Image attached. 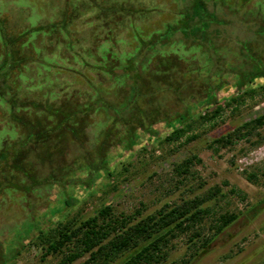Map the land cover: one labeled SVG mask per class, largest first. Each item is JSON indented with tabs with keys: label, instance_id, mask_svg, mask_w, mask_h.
<instances>
[{
	"label": "rangeland",
	"instance_id": "rangeland-1",
	"mask_svg": "<svg viewBox=\"0 0 264 264\" xmlns=\"http://www.w3.org/2000/svg\"><path fill=\"white\" fill-rule=\"evenodd\" d=\"M194 1L0 0L9 39L21 42L24 29L35 31L28 46H11L21 63L3 79L0 73V147L27 134L12 112L43 122L19 146L22 170L0 165V264H123L148 242L131 229L150 216L155 224L160 216L180 223L154 257L125 264H264V120L257 121L264 118V76L241 87L233 81L244 70L240 63L250 65L246 55L264 59V36L254 35L251 24L235 37L201 40L199 46L177 40L175 52L157 53L155 72L149 79L143 73L139 83L143 93H152L138 101L146 111H159L156 132L144 131L136 107L109 124L102 108L85 110L99 96L122 102L130 85L116 81L113 69L135 51L138 34L179 24ZM198 1L219 18L264 17V0ZM220 74L226 78L216 87ZM208 82L215 90L209 105H200L176 131L161 121L167 111H182L181 99L198 96ZM166 83L180 86L174 92ZM62 113L71 115L69 125L76 120V137L58 123ZM134 128L136 142L123 146ZM13 183L21 185L11 188ZM103 206L109 207L104 215ZM232 214L236 222L225 225ZM93 216L102 238L87 249L81 223ZM64 229L72 231L70 240L48 249ZM119 235L130 237L127 246L113 247ZM71 253L78 256L68 259Z\"/></svg>",
	"mask_w": 264,
	"mask_h": 264
},
{
	"label": "trees",
	"instance_id": "trees-1",
	"mask_svg": "<svg viewBox=\"0 0 264 264\" xmlns=\"http://www.w3.org/2000/svg\"><path fill=\"white\" fill-rule=\"evenodd\" d=\"M191 9L188 10V12H185L184 18L179 20V24H167L164 28L163 31H158L157 34L154 35V33L149 34V36H140L138 34V43L135 48V51L133 53H128L123 56V59L126 60V63L118 67L117 69H113L114 74L116 73L115 79L116 81H121L128 86L130 85V90L124 100L122 102H113V101H107V99H104L102 96L96 97L94 99V104L95 106L85 105V110L89 111L90 109H103L104 111H107L109 113V120L107 123H115L120 121L119 118L125 117L123 115L124 111H132L135 110V107L137 110L135 112H139L140 118L142 121H138L139 123H145L144 124V131H147L149 133H154L156 132L155 129H153V124L154 121L156 120L159 114V111H156V109H152L151 111H146L145 107H141L140 104L138 103L139 99L144 95H149L152 92L151 91H146L145 93L142 92L141 87L139 86L140 83V78H142L143 73L147 75L146 77L149 79L150 75L152 72H155V68H151V64H155V56L157 53L161 52L163 54H167L168 52H175V49H172V46L174 43L177 42L181 44L182 39L190 41L191 43H197L200 44L202 41H207V44L210 43V41L214 38H217L219 36H223L227 39V36L231 33L234 35H241L239 31H245L246 28H242L241 26L245 25L247 23L248 25L251 24L253 34L258 35V36H264V17L258 21V22H251V19H255V13L252 17L251 13H248V15H244L243 17L240 16L239 18H234L238 16L232 17L230 14L229 16H220L218 17V14L214 12H209L202 1H194V3L190 7ZM224 15V14H222ZM0 41L4 44L5 47V56L3 57L2 61H0V73L3 75L1 79L7 77V71L9 67H15L21 63L18 59V57L15 54L14 49H12V45L15 47H23V46H28L30 38L33 36V31L32 29H24L23 33L20 35H27V38L24 36L21 38L22 41L19 42V39L11 38L9 39L6 35L5 27H4V21L0 17ZM253 24V25H252ZM229 25H233L232 28H230ZM67 29L64 26V29L62 32L66 33ZM210 34H212V37H210ZM214 36V37H213ZM231 36V35H230ZM200 38V39H198ZM247 39V38H246ZM199 40V41H198ZM202 40V41H201ZM201 41V42H200ZM18 43V44H17ZM204 43V42H203ZM244 40L241 43L240 49L245 50L243 45ZM199 46V45H198ZM246 47V46H245ZM166 52H162V51ZM249 50V49H248ZM251 51V50H249ZM251 54V52H250ZM246 57H249L251 59L250 65L248 67H244L245 63H240L241 67L244 68V70H241V73L238 72V74L233 76V81L236 82V84L241 87L244 85L246 81H252L254 78L259 77V76H264V59H255L253 55H246ZM47 61V60H46ZM158 64V63H157ZM4 72V73H3ZM187 72V69L181 73V75H184V73ZM169 78V77H168ZM225 76L220 74L218 77L217 81H214L215 84L221 82L222 80H225ZM147 79V80H148ZM168 80V79H167ZM212 80V78L210 79ZM168 90H174V92H177V88L180 86V83L174 84L173 86L169 85L166 83L165 85ZM220 85L217 84L216 87H219ZM202 92L198 95H189L188 100L181 99V105L183 110L178 111V110H170L167 111L164 115V117L161 119L168 128H172L173 130H177L176 126L178 124L184 123L187 120H189L193 113L197 111V108L200 105H209L212 100L215 98V90L212 88L211 83L208 82V84L204 87ZM176 94V93H175ZM181 98V96H180ZM185 101V102H182ZM38 104V103H34ZM118 104V105H117ZM12 109H15L16 111L20 109V104L17 102L13 101L12 103ZM84 111L81 113L83 114ZM13 113V118L16 120V122L20 123L21 126H23L26 129V136L21 139H13L11 144L9 143L6 146L0 147V165L1 164H6L9 168L16 170H22L20 167L18 161V158L20 157V151L23 148H19V146H23L27 144L28 139H31L34 131L38 130V127H34L33 125H39L43 123L42 121H35L31 122L28 120L22 119L19 115H16L14 112ZM81 114V115H82ZM61 118L58 120V123L61 126H66L67 130H69L72 135L76 137V132L74 131V126L76 124V120H73V124L69 125V122L71 120V115L62 113L60 114ZM82 118V116H80ZM264 120V118L258 117L257 121L261 123ZM67 121H69L67 123ZM149 121V123H148ZM121 122V121H120ZM119 122V123H120ZM133 121H129L128 124L130 126L132 125ZM147 122V123H146ZM125 122H122L124 124ZM49 124V123H48ZM136 126V125H135ZM130 135L126 139H122L121 143H123V146L126 147H131L135 142L136 138L138 137V132L137 128L134 129H129ZM24 147V146H23ZM107 158L109 157L108 155L106 156ZM102 158L101 163H106L107 158ZM0 167V170L4 172V168ZM87 167H84V170H86ZM29 172V171H28ZM25 171L27 175H30ZM4 175V173H2ZM32 180H35V178H31ZM21 184H16L13 183L11 184V188L16 187L19 188ZM70 198V197H68ZM68 200H66L67 202ZM258 204H261V202L257 203L256 205L253 206L255 208ZM109 210L108 206H103L100 209V214H106L107 211ZM238 215L232 214L228 216V219H225V225H227L229 222H234L237 219ZM96 216L93 217H88L84 222L81 223V225H84V232L82 234L83 236V242L85 248L89 249L93 245L98 244L100 242V239L102 238L99 235V232L96 231L97 225L95 223ZM155 217L150 216L148 217L147 220L140 221L136 225L133 226L131 229V234H138L139 236H144L146 239H148V242L144 244L142 247H140L136 252L132 253L130 255L129 259H126L127 261L123 262L125 264L128 262V260L131 261H136L139 260V258L143 255H147L148 257H154L156 255L155 251L158 250V244L160 241L168 238L169 234H171L175 226L180 223L176 218L173 216L172 218H167L166 221L162 219L160 216L159 221L156 222L154 221ZM150 221L152 222L151 227H149ZM236 222V221H235ZM234 222V223H235ZM224 225V226H225ZM69 229V228H67ZM66 229L61 231V236L58 238L55 242L49 243L48 249H57L59 248L66 240H70L72 231H65ZM223 229L222 227L217 230V234L215 237L219 234L218 232H221ZM129 236L128 235H119L117 238L112 242L114 245L113 247H120L122 246H127L129 243ZM213 238V237H212ZM211 239H207L205 243L207 244L210 242ZM139 241L133 243L134 246L138 244ZM1 244V243H0ZM3 244V243H2ZM1 249H5L2 245ZM4 251V250H3ZM78 255L77 253H71L68 257V259H74Z\"/></svg>",
	"mask_w": 264,
	"mask_h": 264
}]
</instances>
